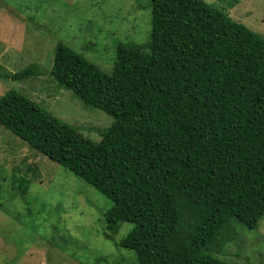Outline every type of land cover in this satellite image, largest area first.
<instances>
[{
	"label": "trees",
	"instance_id": "trees-1",
	"mask_svg": "<svg viewBox=\"0 0 264 264\" xmlns=\"http://www.w3.org/2000/svg\"><path fill=\"white\" fill-rule=\"evenodd\" d=\"M51 76L113 118L99 142L17 91L0 126L112 202L105 237L131 224L117 246L137 264H226L210 253L264 218V38L204 0H152L149 40L110 74L58 43Z\"/></svg>",
	"mask_w": 264,
	"mask_h": 264
},
{
	"label": "rangeland",
	"instance_id": "rangeland-1",
	"mask_svg": "<svg viewBox=\"0 0 264 264\" xmlns=\"http://www.w3.org/2000/svg\"><path fill=\"white\" fill-rule=\"evenodd\" d=\"M264 38V0H204ZM152 30V0H0V98L17 91L93 142L113 118L86 107L51 76L64 43L110 74L121 44H144ZM42 75L12 82L30 65ZM29 190L22 193V180ZM0 264H137L105 237L110 200L0 126ZM237 236L210 253L226 264H264V218L257 229L235 224Z\"/></svg>",
	"mask_w": 264,
	"mask_h": 264
}]
</instances>
